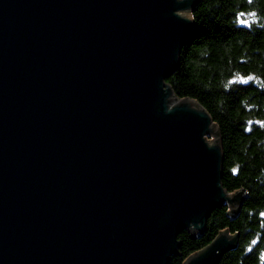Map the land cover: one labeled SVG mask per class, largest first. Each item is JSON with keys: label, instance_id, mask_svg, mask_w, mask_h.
I'll return each mask as SVG.
<instances>
[{"label": "water", "instance_id": "water-1", "mask_svg": "<svg viewBox=\"0 0 264 264\" xmlns=\"http://www.w3.org/2000/svg\"><path fill=\"white\" fill-rule=\"evenodd\" d=\"M198 1L0 0V264H168L236 215L218 125L166 82Z\"/></svg>", "mask_w": 264, "mask_h": 264}, {"label": "trees", "instance_id": "trees-1", "mask_svg": "<svg viewBox=\"0 0 264 264\" xmlns=\"http://www.w3.org/2000/svg\"><path fill=\"white\" fill-rule=\"evenodd\" d=\"M191 14L196 28L166 82L218 125L222 184L242 204L234 217L228 205L213 210L203 233L180 232L168 264H184L225 230L238 244L219 264H264V0H199Z\"/></svg>", "mask_w": 264, "mask_h": 264}, {"label": "rangeland", "instance_id": "rangeland-1", "mask_svg": "<svg viewBox=\"0 0 264 264\" xmlns=\"http://www.w3.org/2000/svg\"><path fill=\"white\" fill-rule=\"evenodd\" d=\"M216 137V136H215ZM215 137H213L212 139H210V141H212Z\"/></svg>", "mask_w": 264, "mask_h": 264}]
</instances>
